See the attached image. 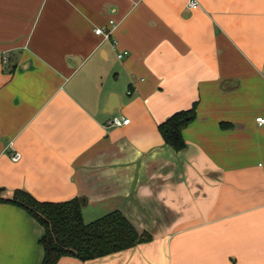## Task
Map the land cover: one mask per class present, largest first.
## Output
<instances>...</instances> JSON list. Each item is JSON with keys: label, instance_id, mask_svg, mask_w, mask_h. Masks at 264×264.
<instances>
[{"label": "crops", "instance_id": "0c3cea01", "mask_svg": "<svg viewBox=\"0 0 264 264\" xmlns=\"http://www.w3.org/2000/svg\"><path fill=\"white\" fill-rule=\"evenodd\" d=\"M198 2L0 0V197L85 198L151 238L58 264H264V0ZM193 106L176 151L159 126ZM43 235L0 203V264H41Z\"/></svg>", "mask_w": 264, "mask_h": 264}, {"label": "trees", "instance_id": "16d2710c", "mask_svg": "<svg viewBox=\"0 0 264 264\" xmlns=\"http://www.w3.org/2000/svg\"><path fill=\"white\" fill-rule=\"evenodd\" d=\"M196 106L172 115L159 126L164 142L176 151L185 147L183 130L196 119ZM25 210L44 229L39 244L44 250L41 264H58L64 257L90 261L109 257L138 244L150 241L147 233H138L135 226L120 212L111 211L87 223L83 209L85 198L61 203L40 202L22 190L12 192L9 198L0 197Z\"/></svg>", "mask_w": 264, "mask_h": 264}, {"label": "built area", "instance_id": "2783aa9c", "mask_svg": "<svg viewBox=\"0 0 264 264\" xmlns=\"http://www.w3.org/2000/svg\"><path fill=\"white\" fill-rule=\"evenodd\" d=\"M186 5L190 9H196L199 7V2L198 0H186ZM115 28V23L111 21V26L109 29L104 30L103 28H98L95 30V33L97 35H103L106 39H111L113 30ZM127 55V52H124L123 54H120L118 57L122 58ZM130 123L129 119H125L122 117H113L110 120L107 121L106 126L111 128V127H122V126H127ZM256 123L258 126H263L264 125V117L260 116L256 119ZM21 159V154L18 152H15L12 154V160L17 162Z\"/></svg>", "mask_w": 264, "mask_h": 264}, {"label": "rangeland", "instance_id": "374dc122", "mask_svg": "<svg viewBox=\"0 0 264 264\" xmlns=\"http://www.w3.org/2000/svg\"><path fill=\"white\" fill-rule=\"evenodd\" d=\"M2 195H3V197H11L12 196V194H8V193H6V192H2Z\"/></svg>", "mask_w": 264, "mask_h": 264}, {"label": "water", "instance_id": "95a60500", "mask_svg": "<svg viewBox=\"0 0 264 264\" xmlns=\"http://www.w3.org/2000/svg\"><path fill=\"white\" fill-rule=\"evenodd\" d=\"M113 107H111V109H112ZM0 194H1V190H0Z\"/></svg>", "mask_w": 264, "mask_h": 264}]
</instances>
